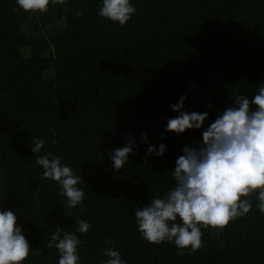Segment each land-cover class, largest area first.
<instances>
[{
    "label": "trees",
    "instance_id": "trees-1",
    "mask_svg": "<svg viewBox=\"0 0 264 264\" xmlns=\"http://www.w3.org/2000/svg\"><path fill=\"white\" fill-rule=\"evenodd\" d=\"M101 2L58 0L30 13L0 0V203L17 213L32 246L24 264H57L50 234L74 232L79 219L90 224L77 233L79 264H100L109 246L128 264H264L254 198L245 217L220 235L201 229L202 246L182 254L143 239L134 215L174 186L176 158L201 139L202 129L165 131L177 114L170 104L187 94V111L209 113L206 127L234 94L251 99L264 81V0H132L125 25L99 16ZM144 132L166 144L163 156L144 159ZM128 134L134 154L114 171L109 153ZM36 137L45 144L34 154ZM45 152L80 177L76 208L66 210L58 183L43 179L35 159Z\"/></svg>",
    "mask_w": 264,
    "mask_h": 264
},
{
    "label": "clouds",
    "instance_id": "clouds-1",
    "mask_svg": "<svg viewBox=\"0 0 264 264\" xmlns=\"http://www.w3.org/2000/svg\"><path fill=\"white\" fill-rule=\"evenodd\" d=\"M58 0H16L17 5L30 13H44L50 3ZM132 0H102L98 15L125 25L135 14ZM187 94L170 104L175 116L167 119L166 132L183 134L202 129L199 142L182 148L171 175L174 186L163 197L152 196L150 202L135 210V224L140 236L149 243L171 242L182 254L185 249L195 252L202 246V231L211 227L221 230L238 218L245 217L254 207L264 214V81L260 82L251 99L242 93L231 97L227 106L210 124L207 111H187ZM211 105H209L210 107ZM129 139L122 147L109 153L114 171H119L134 154L136 140ZM147 144L144 159L161 157L167 151L165 143L149 142L147 132L141 133ZM163 139V137H161ZM45 141L40 137L30 142L34 154L40 153ZM63 157L45 152L36 155L42 167V177L59 185V195L65 197L66 210L76 208L83 201L84 191L78 185L80 177ZM71 216L70 211H66ZM74 232L57 226L50 234L47 247L58 251L57 264H79L77 233H86L90 224L76 221ZM106 244L111 241L105 240ZM31 244L17 222V213L0 203V264H24ZM35 254V253H33ZM106 259L100 264H128L114 247H105Z\"/></svg>",
    "mask_w": 264,
    "mask_h": 264
}]
</instances>
